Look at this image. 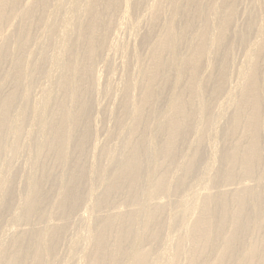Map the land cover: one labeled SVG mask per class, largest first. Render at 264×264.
<instances>
[{
  "label": "bare ground",
  "instance_id": "6f19581e",
  "mask_svg": "<svg viewBox=\"0 0 264 264\" xmlns=\"http://www.w3.org/2000/svg\"><path fill=\"white\" fill-rule=\"evenodd\" d=\"M259 1L0 0V211L21 189L7 217L0 212V264H114L115 255L105 256L109 240L129 244L119 264H174L157 241L216 251L240 229L248 261L264 264ZM134 6L142 12L133 21ZM188 14L194 24L184 22ZM94 18L104 34L92 44L118 77L105 85L90 69L89 93L103 101L88 111L78 151L83 51ZM129 26L134 36L146 28L143 52L117 38ZM99 115L106 124L96 123ZM51 132L63 139L60 149L49 147ZM81 155L82 190L73 201ZM146 237L159 245L155 255L142 246Z\"/></svg>",
  "mask_w": 264,
  "mask_h": 264
},
{
  "label": "rangeland",
  "instance_id": "374dc122",
  "mask_svg": "<svg viewBox=\"0 0 264 264\" xmlns=\"http://www.w3.org/2000/svg\"><path fill=\"white\" fill-rule=\"evenodd\" d=\"M142 1V0H141ZM263 1L264 0H260L259 2H260V5H262V3H263ZM108 2L109 3H111V5L113 6V4L115 3L114 2V0H108ZM113 2V3H112ZM235 6L237 7V5L235 4ZM139 7H140V5H139ZM139 7H136V6H134V8H133V13H132V15H131V19L134 21L135 20V17L137 18V17H140V15H141V12H142V10L139 8ZM115 17V16H114ZM114 17H113V19H114ZM184 18L185 17H183L181 20H184ZM189 19V20H188ZM95 21V22H94ZM194 21H195V18H193L192 19V22H193V24H194ZM179 22H180V19H179ZM184 22L188 25H190V23L192 24V22H191V17H190V15L188 14L187 16H186V19L184 20ZM94 23H95V25H94ZM97 23V24H96ZM99 21L97 20V18H94L93 19V21L92 22H90L89 23V25H90V28H89V30H88V32H89V37L86 39L87 40V42H85L87 45H88V47H90V48H88V47H86L85 49H84V51H83V55L85 54V56L83 57V65H82V68H84V69H82V75H81V77H80V82L81 83H83L82 84V86L84 85V91H83V101L81 100V103H80V108H81V106H82V109H81V111L84 113V115H83V117H82V121H81V123H82V126H81V128L83 127V129L82 130H80V133H78L77 135H76V143H77V150L78 151H82L83 149V145H84V142H85V140H86V138H87V134L89 133L88 131H89V125L87 124L88 123V121H90V116H88L89 115V113H88V111H90V109H91V106L93 105V102H95V101H103V98H101V97H94L93 95H91L90 93H89V81H91V74H92V71H95L97 74H99L100 75V77L102 78L101 79V82L103 83V84H105V85H107V80L109 79V78H111L112 79V76H113V74L115 73V77H114V79L116 80L117 79V77H118V75H117V68H115V70L114 71H112V69H109V68H106V67H104V65H105V62H106V59H103L105 56V54L101 51V49H99V47H97V46H95V44L93 45L92 44V41H91V38H92V40L94 41L95 39V42L98 40L97 39V35L99 34V36L101 35V31H103V34H104V26H102V24L101 23H99ZM102 28H103V30H102ZM96 29V30H95ZM97 33V34H96ZM143 33V34H142ZM183 33H185V31H183ZM93 34V35H92ZM117 35H118V39H120V41L121 40H125V41H127V40H130V41H134L135 40V47H136V50L139 52H143V50L145 49L144 48V46L146 45V43L148 42V40H149V38L147 37V30H146V28H143L142 30H141V32L138 34V35H135L134 36V31H133V29H132V26L130 27L129 26V30L126 28V30L125 31H120V33H117ZM93 36V37H92ZM101 36H103V35H101ZM100 36V37H101ZM128 36V37H127ZM133 37V38H132ZM138 40V41H137ZM91 41V42H90ZM181 44V43H180ZM184 45H185V43H184ZM230 45L231 46H233L234 45V43H230ZM121 47V46H120ZM93 48V49H92ZM97 48V49H96ZM95 49H96V52H95ZM237 47H235V49H234V47L232 48V49H229L230 50V55H232L233 56V58H235V57H238V53H237ZM87 51H88V53H90L91 54V56H89V54L87 53ZM99 55V56H98ZM87 56V57H86ZM95 56V57H94ZM85 58V59H84ZM92 59V60H91ZM95 61H94V60ZM89 60V61H88ZM105 60V61H104ZM114 60H116V62H118V56H114L113 57V61ZM103 61H104V65H103ZM89 62V63H88ZM115 62V63H116ZM86 64H88V65H86ZM116 67V66H115ZM89 69V70H88ZM92 71H91V70ZM97 69V70H96ZM108 69V70H107ZM84 70V71H83ZM86 71V72H85ZM111 72V73H110ZM113 72V73H112ZM111 75H110V74ZM86 74V75H85ZM109 78H108V77ZM111 79H109V81L111 80ZM85 80V81H84ZM86 83V84H85ZM88 84V85H87ZM81 86V87H82ZM86 86V87H85ZM88 90V92H86ZM85 94H86V96H85ZM89 94V95H88ZM89 96V97H88ZM85 98V99H84ZM95 98H96V100H95ZM98 98V99H97ZM9 99V96L7 97V98H5V100H3V104H5L6 102H8L7 100ZM90 100V101H89ZM88 101H89V104H88ZM92 103V104H91ZM4 107V108H3ZM89 109H88V108ZM1 110L0 111H4L5 110V106L3 105L1 108H0ZM87 113V114H86ZM88 117V118H87ZM96 119V123L99 125H103V124H106L107 123V121H106V119H104L103 118V116L102 115H99L98 117H96L95 118ZM101 120V121H100ZM87 122V123H86ZM87 125H88V127H87ZM0 128H2V124L0 125ZM86 128V129H85ZM84 133V134H83ZM56 134H58V133H56ZM56 134H53V132H51L50 133V135L48 136V142H49V144H50V146L49 147H53V148H55V150H57V149H60V145L62 144L61 143V141L63 140V139H61V137H59V135H56ZM84 136H83V135ZM81 135V136H80ZM56 136H57V138H56ZM80 136V137H79ZM53 138V139H52ZM55 138V139H54ZM81 138V139H80ZM101 137L99 136V137H97V141L100 139ZM61 139V140H60ZM84 140V141H83ZM59 141V142H58ZM51 142H53V143H51ZM53 144V145H52ZM82 144V145H81ZM56 146V147H55ZM79 146V147H78ZM203 153V152H202ZM81 159H79V160H77L76 161V165L73 167V175L71 176V182H72V189L70 188L69 190H68V194H71L70 196L71 197H73V201H75V200H77L76 198H78V196L80 195L79 193L81 192V190H82V182H81V176L83 175V168H84V165L83 164H81V163H83V160H84V158H83V155H81ZM26 158V155L25 154H22V155H18V157L16 158L17 160H16V164L17 165H21L22 166V164L25 162V159ZM20 160V161H19ZM79 169H80V171H79ZM219 172H221V171H219ZM219 172H217L216 174H215V172H213V174H212V177H215L214 178V181L215 182H217L216 184L217 185H223V183H225V182H221V180L219 179V176H220V174H219ZM80 174V175H79ZM78 175V176H77ZM218 176V177H217ZM79 178V179H78ZM76 183V184H75ZM80 183V184H79ZM220 183V184H219ZM226 184V183H225ZM15 189H12V191L14 192H12V191H10V193H9V195H8V197H7V199H6V201L7 202H5L4 204V207L3 208H6V209H1V211L0 212H3L4 214H2L4 217H7V212H9V209L14 205L13 203V199L14 198H16L17 197V195L18 194H20V191H21V189L20 188H16V187H14ZM78 190V191H77ZM80 190V191H79ZM71 192V193H70ZM16 193V194H15ZM15 194V195H14ZM73 194V195H72ZM74 196H76V197H74ZM12 198V199H11ZM9 199V200H8ZM11 202H13V203H11ZM8 203V204H7ZM9 208V209H8ZM8 209V210H7ZM6 214V215H5ZM238 233V237L236 238V241H234L233 243H231L229 246H227V247H218V248H216V251H211V250H201L200 248H197L198 247V245H195V244H193V243H191V242H188V241H183V246L181 247V249H176V247H175V242H171V244H167V245H165V246H163L162 244L163 243H161L162 242V240H160V241H157V243L159 244V242H160V244L159 245H161V247H160V250H163V254H164V257H175L174 259V264H251L252 263V260L251 261H248V258L246 257V255L243 253V249H241L240 247H243V244L240 242V240L243 242V239H244V241H245V238H244V236L242 235L244 232L243 231H241V229L237 232ZM240 238V239H239ZM146 239V240H145ZM151 239V237H146V238H144L143 240H142V242H141V244H142V246L144 247V248H151V251H152V255H155L156 253H157V249H158V247H159V245L156 243V242H154L153 241V239L152 240H150ZM112 240H109V241H107L106 243H105V245H106V252H105V256L106 255H112L111 257L113 258V256L114 257H116V259H117V261H115L114 262V264H119V261L121 260V258H122V256H123V260L126 258L125 256H124V253H125V251L128 249V247H129V244H126V242L124 243V241L122 240V241H112ZM149 241H150V243H149ZM153 241V242H152ZM239 241V242H238ZM117 242V243H116ZM119 242V243H118ZM238 242V243H237ZM174 243V244H173ZM240 243H241V245H240ZM116 244L118 245V247L116 246ZM156 244V245H155ZM236 244V245H235ZM119 245L121 246H123L121 249L119 248ZM192 245V246H191ZM116 246V247H115ZM153 246V247H152ZM164 248H163V247ZM195 246V247H194ZM114 247H115V249H114ZM157 249H156V248ZM229 247H231V248H229ZM125 248V249H124ZM117 249V250H116ZM120 249V250H119ZM125 251H124V250ZM190 249H191V251H190ZM193 249V250H192ZM201 250V251H200ZM220 250V251H219ZM228 250V251H227ZM110 251V252H109ZM121 251V252H120ZM124 251V252H123ZM175 251V252H174ZM201 252V254H200V252ZM207 251H208V253H207ZM223 253H222V252ZM227 251V252H226ZM114 252V253H113ZM120 252V253H119ZM155 252V253H154ZM165 252V253H164ZM181 252H183V253H181ZM190 252H191V254H190ZM194 252V253H193ZM202 252H203V254H202ZM212 252V253H211ZM238 252H239V255H238ZM107 253V254H106ZM113 253V254H112ZM117 253L118 254H120L119 256L117 255ZM179 253V254H178ZM199 253V254H198ZM205 253H207V255L205 254ZM235 253V254H234ZM180 254H181V256H180ZM183 254V255H182ZM188 254H190V255H188ZM193 254V255H192ZM229 254V255H228ZM223 255V256H222ZM193 256V257H192ZM238 256H239V259H238ZM195 257V258H194ZM200 257V258H199ZM213 257V258H212ZM219 257V258H218ZM218 259H220L221 261H218ZM191 261V262H190ZM193 261V262H192ZM196 261V262H195ZM215 261V262H214ZM237 261V262H236ZM244 261V262H243ZM82 264H83V262H81ZM121 264H124V263H121ZM139 264V263H138ZM253 264H255V262L253 263Z\"/></svg>",
  "mask_w": 264,
  "mask_h": 264
}]
</instances>
